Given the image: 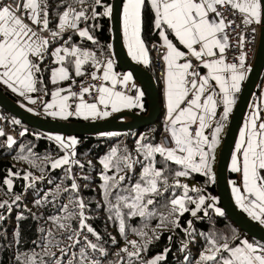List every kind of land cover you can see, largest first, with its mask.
<instances>
[{
	"label": "snow or ice",
	"instance_id": "obj_1",
	"mask_svg": "<svg viewBox=\"0 0 264 264\" xmlns=\"http://www.w3.org/2000/svg\"><path fill=\"white\" fill-rule=\"evenodd\" d=\"M49 2L50 0H19L13 5L0 0V85L6 86L31 104H37L39 100L47 116L62 120L70 117L84 120L104 119L124 110L143 109L144 92L133 82L132 73L118 74L114 71L112 44L106 45L109 50L107 56L104 55L103 48L98 49V56L97 51H90L72 43V35L64 39V35L71 32L93 44H99L90 34L89 27L81 28L80 24L100 16L111 19L114 6L105 4L104 0H62L57 8L63 7L64 10L55 13L57 26L54 30L50 27L52 10ZM146 6L153 14V28L158 30L165 49L162 56L166 65L165 131L171 146L163 142L153 144L148 136L142 134L136 141L135 157L127 148L113 147L100 159L104 169L100 177L104 204L110 213L109 219L118 221V231L125 241V246L115 253L117 260L110 261L109 264H136L137 261L139 264H159L165 259V255H156L147 261L141 257V253L147 251L152 240L160 238L156 229H152V236L144 231L152 219L158 217L156 228L168 229L181 228L179 219L185 213L202 219L203 217L198 216L199 212L203 211L207 217L208 209H214L217 216L225 215L213 203L206 204V199L214 201V197L206 198L199 194L203 189H190L179 178L199 173L207 177L208 183H215V150L220 144L225 122L236 103L235 94L240 92L241 83L246 78L247 54L243 51L245 35L243 30L237 31L235 47L239 54L234 57L233 62H228L227 51L233 47L229 30L233 25L240 29V24H236V20L230 19L228 13L222 9H229L232 16L240 15L245 30L253 24L264 25V0H122L123 39L131 58L143 65L150 64L149 48L142 38L143 12ZM101 7L102 12L98 11ZM252 32H255V28ZM60 41V46L53 48ZM49 56L58 67H42ZM68 65L74 66L75 77L84 76L86 73L82 70L83 66L90 65L93 69L90 72L92 80H101L103 83L96 85L81 82L79 93L71 91V86L67 89L57 88L51 93V102L44 101L43 97L33 98V94L41 91L48 94L44 87V71H50L52 84L71 80L74 85L75 79L70 74ZM201 69L206 72L202 74ZM130 84L135 95L117 90L118 86L128 89ZM65 92L68 94L62 95ZM93 92L98 94L96 99L92 102L86 101L85 94L91 96ZM75 97H78L79 102L70 104L69 100ZM27 110L34 111L32 108ZM13 123L19 124L20 121L13 120ZM26 131H22L21 136ZM4 135V131L0 129V136ZM101 135L116 136L118 133ZM48 139L66 153L51 160V169L67 166L64 168V178L72 183L70 187L64 188L57 184L42 199H37L35 204L42 206L53 203L62 193L76 195H70L68 203L60 205L62 215L48 217L53 228L40 229L45 232L38 245L41 246V251L18 254L16 259L20 264H102L101 259L94 254L99 253L101 257H106L107 252L103 246L91 242L86 235L83 236V243L81 240L85 230L97 240L101 237L87 223L89 217L85 210L88 205L79 197L80 186L72 175L73 165L84 168V164L75 159L79 141L75 137L66 138L62 135H51ZM14 144L15 139L8 136L7 147L11 148ZM23 150L22 147V152ZM28 151L31 153L30 148ZM157 154L160 160L156 159ZM18 159L28 161L33 167L43 171L40 165L29 160L26 155H19ZM173 164L178 167H170ZM136 165H140L142 171L132 183ZM231 171L241 173L243 191L247 193L242 194L241 188L233 181L232 192L236 203L252 220L264 225V118L258 106L249 114L240 130L239 141L232 156ZM9 175L18 176L19 173L10 171ZM169 176L175 178L173 184L169 183ZM82 178L88 179L87 176ZM23 179L31 180L28 187H32L36 180H43L44 177H34L29 172ZM48 182L52 183L51 180ZM3 183L11 193L13 180L8 178ZM170 189L172 195L158 206V198L164 197ZM175 189H182L183 194L176 195ZM190 191L196 192L198 198L190 196ZM49 196L52 197L51 201ZM21 199V195H14L12 204ZM5 207L11 211L7 200L0 202V209ZM161 208L167 211H160ZM134 217L141 218L143 227L131 228V231L143 243L127 239V220ZM77 218L79 227L73 228L72 221ZM4 219L6 217L0 214V222ZM23 219V215L17 216L18 222ZM187 224L188 228L183 230L191 235L193 221L189 220ZM14 234L17 238L20 236L19 228ZM58 234L70 243L62 247V240L57 238ZM111 239L113 244L117 243L115 237ZM171 239L169 236V241ZM205 241L196 264H264V242H249L234 232L226 236L215 231L208 233ZM77 247L78 252L71 251ZM53 248L57 251H52ZM186 248L187 244H183L182 250ZM164 251L167 253L170 249L166 248ZM121 253L125 255L121 256ZM185 261L190 264L188 256H185Z\"/></svg>",
	"mask_w": 264,
	"mask_h": 264
},
{
	"label": "trees",
	"instance_id": "obj_2",
	"mask_svg": "<svg viewBox=\"0 0 264 264\" xmlns=\"http://www.w3.org/2000/svg\"><path fill=\"white\" fill-rule=\"evenodd\" d=\"M60 3H62V0H50L49 2V7L52 10V14L50 15V27L54 30L57 26V16L55 15V13L57 11L62 12L64 10L63 7L57 8V4ZM104 3L111 4L110 0H104ZM98 11L102 12L103 8H98ZM152 21L153 14L150 8L146 6L143 12L142 38L149 48L150 64L145 67V69L153 76L155 80V84L159 94V104H161V82L156 76L154 69L155 62L152 55V46L159 43V35L158 30H155L153 28ZM86 26L92 29L90 30L94 34L96 40H98L99 44H93L86 38H80L73 33L65 34L64 39H67L68 35H72V43H75L76 45L84 49L97 51L98 56L100 55L98 49L103 48L107 56L109 54V50L106 48V45L112 44L110 19L100 16L93 20L94 27H91L89 21L86 23ZM60 43H62V41L54 44L53 48L55 46H58V44ZM111 57L116 66L113 49H111ZM57 66L58 65L52 62L51 56H49L45 60V64L42 65V67H47L48 69L55 68ZM68 67L73 78H77L74 76V66L68 65ZM82 70L86 73L85 75H89L90 72L93 71L90 65H84ZM116 70L119 71L117 66ZM50 74V71H44L43 73L44 87H46L48 94L45 95L43 91L33 94L34 97H43V100L46 102L50 99L51 93L53 91H55L57 88H64L71 83V80H69L60 82L59 84H52L50 81ZM263 79L264 69L262 71L261 78L256 86L255 92L252 95L249 106L251 105V102L253 101L255 95L258 93L260 84ZM37 87H41V85H37ZM0 88L13 101L27 110L26 107L22 106L17 97L11 95L1 85ZM37 105L39 109L42 107L39 100ZM249 106L247 111L249 110ZM147 109V99L143 98V109H141L140 111L142 114H146ZM34 114L43 117L38 113ZM160 114L161 116L156 123L140 128L138 130L126 131L123 133L111 132L118 133V135L116 136L94 134L77 137L79 144L76 146L75 159L84 164V168L81 169L80 167L73 165L72 175L76 178V182L80 186V190L78 193L79 197L84 200L86 205H88L87 209L85 210L86 215L89 217L87 223L92 226L101 237V239L97 240L95 236L87 233V231L85 230L82 233L81 240L83 243V236L86 235L88 240H90L91 242L103 246V248L107 252L106 257H101L99 253L94 254L98 259H101L102 264H109L110 261H116L117 257L115 256V253L118 252L120 248L125 246V241L118 231V221L114 218L111 220L109 219L110 213L108 212L107 207L104 204L101 189L102 180L100 178L101 173L104 171V169L99 161L113 147H117L118 149L127 148L128 151L135 157L136 141L142 134L148 136L151 143L153 144L161 143L160 138L163 133L161 121L162 117L164 116V111L162 109ZM229 118L225 122L224 130L220 135V144L215 150V163L213 166V172L215 173V176L218 155L224 140L225 133L227 131ZM15 120L17 119L15 118ZM72 121L84 120L75 118ZM4 124H8V122L5 121ZM25 129L27 130L25 135L21 136V132ZM14 130L20 134V137L18 140H15L16 144H14L11 148L7 147V141L5 137L0 136V202L7 200L11 205L10 212L8 211L7 207L0 209V214H3L6 217V219L0 222V264H20V262L16 259V256L18 254H31L33 251L40 252L41 246L38 245L41 239L45 236V232H41L40 229L43 228L47 230L53 228L52 222L48 219V217L53 215H62V213L60 212V205L67 204L70 195H76L74 193H62L59 198L53 203H45L42 206H37L35 204V201L37 199H42L45 193L49 192V190L51 189H54L57 184H60L61 188L70 187L72 181L64 178V168H66L67 166L55 170L51 169L50 166L51 160L62 157L66 153L54 141L48 139V137L51 136L50 134L38 132L25 126L21 122L14 126ZM22 147L24 149L23 152ZM29 148L31 149V153H29L28 151ZM19 155L28 156L29 160H32L37 165H40L43 168V171H41L40 168L33 167L32 164L28 161L18 159ZM141 159H143V157H141ZM156 159L160 160L158 154L156 156ZM89 161H91V165H89ZM157 166L159 167L160 165L158 164ZM170 167L177 168L178 166L173 164L170 165ZM10 171L12 173H19V175L10 176ZM141 171V166L136 165L132 183H134L135 180L139 177ZM29 172L32 173L34 177L43 176L44 179L36 180L32 187H28V185L32 183V181H25L23 177ZM108 174L112 175L111 172H109ZM84 176H87L88 179H83L82 177ZM235 177L236 174L228 172L227 182L229 186L231 181L235 179ZM8 178L13 180V188L11 190V193H9L7 185L3 183V181ZM49 180L52 181L51 184L48 182ZM179 180L182 184H187L190 189H203V191L199 194L204 195L206 198H215L214 201L206 199V204L213 203L215 207H219L220 209H222L218 201L216 181L215 183H208L207 177L199 173H191L189 177H181L179 178ZM174 182L175 178L169 176V183L173 184ZM175 194L182 195L183 190L175 189ZM14 195H21L22 199L15 204H12ZM171 195L172 190L170 189L169 192L164 194V197L158 198V206L159 204L164 203ZM189 195L194 199L198 198V194L196 192L190 191ZM48 199L51 201L52 197L49 196ZM98 205L100 206L98 207ZM189 207L194 208L195 206L189 205ZM160 211L166 212L167 209L161 208ZM208 212L209 215L207 217L204 216L203 211L198 213L199 217H203L202 219L194 218L190 213H185L179 219L181 228H156L158 217L149 221L148 227L144 228V231H147L148 235L152 236V229H156V232L159 234L160 238L158 240H152V242L148 245L147 251L141 253L142 259L147 261L152 259L156 255H165V259L160 261L159 264H188V262L185 261V256H188L190 264H196V260L198 259L200 252L203 250L206 243L205 236L212 231L223 233L226 236H230L234 232L241 239H247L249 240V242L256 241L252 238L247 237L246 234L239 230L228 219L226 215H224L223 217H219L214 212V209H208ZM19 215H23L25 219L18 222L17 216ZM189 220L193 221V226L190 230L191 235L186 234V232L183 230L188 228L187 221ZM127 225V239L137 240L138 242L143 243L141 238L131 231V228L143 227L141 218L134 217L128 219ZM72 227H79L78 218L72 221ZM17 228H19L20 232V236L18 238L14 234ZM202 233L204 235H202ZM169 236L172 237L171 241H169ZM112 237H115L117 241L116 244L112 243ZM57 238L62 240V247L65 244L70 243L66 238L60 237L59 234ZM17 240L19 241L18 243ZM183 244H187V248L184 250H182ZM166 248L170 249V251H168L167 253H165L164 251ZM51 250L54 252L57 251L56 248H53ZM129 250H132L131 247H129ZM71 251L78 252L79 247L71 249ZM124 255L125 254L121 253V256ZM136 264H139V261H137Z\"/></svg>",
	"mask_w": 264,
	"mask_h": 264
},
{
	"label": "water",
	"instance_id": "obj_3",
	"mask_svg": "<svg viewBox=\"0 0 264 264\" xmlns=\"http://www.w3.org/2000/svg\"><path fill=\"white\" fill-rule=\"evenodd\" d=\"M110 2L114 6V14L110 23L116 66L122 73H132L133 80L145 91L148 103L146 114H142L141 111H129L120 112L105 120L98 121H72L75 119L73 117L66 121H58L29 112L13 101L1 88L0 108L31 129L44 134L62 135L64 137L77 138L111 132L123 133L156 123L161 116V107L155 80L145 67L132 61L127 54L121 31L122 0H110ZM263 69L264 25H260L256 56L230 115L216 166L217 196L222 210L239 230L258 242H264V226L252 220L236 205L227 182V174L230 172L229 163L239 130Z\"/></svg>",
	"mask_w": 264,
	"mask_h": 264
},
{
	"label": "built area",
	"instance_id": "obj_4",
	"mask_svg": "<svg viewBox=\"0 0 264 264\" xmlns=\"http://www.w3.org/2000/svg\"><path fill=\"white\" fill-rule=\"evenodd\" d=\"M3 2L15 5L16 3L19 2V0H3ZM222 10L228 13L230 19H235L236 24H240V29H237L236 26L233 25L232 29L229 30L230 43L233 45V47L227 51L228 62H233L234 57L239 54V50L235 47L236 33L237 31L243 30V33L246 38L243 51L247 54L245 67L247 71H249L254 62L255 56H256V51L258 47V39H259V34H260V25L253 24V25L248 26V28L245 30L243 24L241 23L242 18L240 15L232 16L230 10L227 8L222 9ZM89 23H91V27H93V20H90ZM253 28H255L254 33L252 32ZM164 52H165V49L162 46L158 44H155V47L152 46V55L154 57V62H155L154 69H155L156 76L160 80V82L163 80L164 70H165V64L162 59ZM104 55L106 56L105 52H104ZM81 82H83L84 84L95 83L96 85H100L101 83H103V81L101 80L93 81L89 74L83 77L75 78V84L73 85L71 81V83L68 85V88L69 86H71V91L79 93ZM123 91H125L126 93H129V92L134 93L131 90V85H129L128 89H123ZM97 95L98 94L96 92H93L91 96L85 94L84 98L86 101L92 102L93 100L96 99ZM77 101H79L78 97L71 98V104L74 105ZM13 120H15L14 117H12L11 115H9L7 112H5L4 110L0 108V129L4 131L5 133L4 137L6 141H7L8 136H12L15 140H18L20 137V134L14 130V126H16L17 124L13 123ZM5 121H7L8 124H4ZM167 137H168L167 133L162 134L160 138V142H163L164 144L171 146Z\"/></svg>",
	"mask_w": 264,
	"mask_h": 264
},
{
	"label": "crops",
	"instance_id": "obj_5",
	"mask_svg": "<svg viewBox=\"0 0 264 264\" xmlns=\"http://www.w3.org/2000/svg\"><path fill=\"white\" fill-rule=\"evenodd\" d=\"M80 27H81V28H84V27H87V26H86V24L81 23V24H80ZM90 29H91V28H89V30H90ZM91 30H92V29H91ZM91 30H90V34H92V35L94 36V34L92 33ZM121 31H122V14H121ZM122 39H123V31H122ZM123 44H124L125 49H126L127 54H128V50H127V47H126V45H125L124 39H123ZM162 44H163V41H162L161 38L159 37V43H158V45L162 46ZM58 46H60V44H58ZM55 47H57V46H55ZM180 47H181L182 50H184L182 46H180ZM185 51H186V50H185ZM128 55H129V54H128ZM129 57H130V59H131L132 61H134V60L131 58L130 55H129ZM149 58H150V56H149ZM193 60H194V58H193ZM134 62L137 63L136 61H134ZM138 64H139V63H138ZM164 64H165V62H164ZM140 65H142V66H144V67H147L149 64H148V65L140 64ZM57 67H58V66H57ZM69 70H70V69H69ZM114 71H115L116 73H118V74H126V73H122V72H120V71H117V70H116V66H115V64H114ZM165 72H166V65H165V70H164V77H163V80L161 81V87H160V94H161V104H160V107H161V109L164 111V116L162 117V121H161V127H162V131H163L162 134L167 133V132L165 131V125H166V123H167V99H166V95H165ZM201 72H202V74H203V73L206 72V70L201 69ZM248 73H249V71L246 72V78H245V80L241 83V89H242V87H243V85H244V82H245L246 79H247ZM62 82H64V81H62ZM133 82H134V81H133ZM59 83H60V82H59ZM59 83H57V84H59ZM134 83H135V82H134ZM130 85H131V84H130ZM136 85H137V84H136ZM1 86H2L6 91H8L11 95L17 97V98L19 99V102H20L24 107H26L27 109H28V108H32V109L34 110V111H33L34 113H38V114H40V115H42L43 117H46V118H50V119H54V120H58V121H66V120H62V119H59V118H53V117L47 116V115L45 114V112H44L43 106L39 109L37 104H31V103L28 102V100H26L25 98L19 96L17 93H13V92H12L10 89H8L6 86H3V85H1ZM137 87H138L140 90H142V91L144 92V97H143V98H146L145 91H144L140 86L137 85ZM64 88L67 89L68 86H66V87H64ZM117 90H123V89H121V88L118 86ZM240 91H241V90H240ZM133 92H134V91H133ZM66 94H68V93H66V92H65V93H62V95H66ZM127 94H129V95H134L135 92H134V93H132V92L130 93V92H129V93H127ZM239 94H240V92L235 94L236 102H237V100H238ZM33 98H36V97L33 96ZM143 98H142V103H143ZM146 99H147V98H146ZM51 100H52V96H50V99H49L47 102H51ZM78 102H79V101H77L76 103H78ZM37 103H38V102H37ZM69 103L71 104V99L69 100ZM76 103H75V104H76ZM75 104H74V105H75ZM235 104H236V103H235ZM235 104H234V106H233V109H234V107H235ZM72 105H73V104H72ZM257 106H258L259 109H260V112H261V116H262V118H264V79H263V81H262L261 84H260V87H259L258 93L255 95L253 101L251 102V105L249 106V110L247 111V114H246L245 118L243 119V122H242V125H241L240 130L243 128V126H244L246 120H247L248 117H249V114L252 113L254 110H256V107H257ZM39 110H41V111H39ZM140 110H141V109H139V108H133V109H130V110H124V111H121V112H129V111L140 112ZM232 111H233V110H232ZM117 113H120V112H117ZM117 113H113L111 116H113V115H115V114H117ZM231 113H232V112H231ZM231 113H230V115H231ZM111 116H109V117H111ZM109 117H107V118H109ZM70 118H71V117H70ZM70 118H68V119H70ZM73 118H77V119L84 120L83 118H78V117H73ZM107 118H104V119H96V120L89 119L88 121L105 120V119H107ZM84 121H86V120H84ZM240 130H239V133H238V136H237V139H236L235 145H236V143L239 141ZM167 134H168V133H167ZM235 145H234V149H233V152H232V156H233V154H234V152H235ZM232 156H231V160H230V163H229V170H230V172L236 174V177H235V179H233V180L231 181L229 188H230V192H231V195H232V197H233V200H234V202L236 203L235 196H234V194H233V192H232V188H233V183H232V182H233V181L235 182L236 186H239V187L241 188V193H242V194L247 195V193H244V191H243V184H242V176H241V173L231 171V167H232ZM236 205L239 207V205H238L237 203H236ZM239 208H240V207H239ZM240 209H241V208H240ZM241 210H242V209H241ZM245 214H247V213H245ZM247 216H248V215H247ZM256 222H258V221H256ZM258 223H259V222H258Z\"/></svg>",
	"mask_w": 264,
	"mask_h": 264
},
{
	"label": "rangeland",
	"instance_id": "obj_6",
	"mask_svg": "<svg viewBox=\"0 0 264 264\" xmlns=\"http://www.w3.org/2000/svg\"><path fill=\"white\" fill-rule=\"evenodd\" d=\"M89 24H91V23H89ZM87 50H90V49H87ZM90 51H92V50H90ZM39 111H41V110H39ZM67 138V137H66ZM218 163V162H217ZM247 215V214H246ZM249 217V216H248ZM262 226H264V225H262Z\"/></svg>",
	"mask_w": 264,
	"mask_h": 264
},
{
	"label": "clouds",
	"instance_id": "obj_7",
	"mask_svg": "<svg viewBox=\"0 0 264 264\" xmlns=\"http://www.w3.org/2000/svg\"><path fill=\"white\" fill-rule=\"evenodd\" d=\"M116 63V62H115ZM134 81V80H133ZM135 82V81H134ZM135 84H137L136 82H135ZM138 85V84H137Z\"/></svg>",
	"mask_w": 264,
	"mask_h": 264
}]
</instances>
